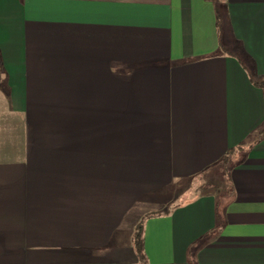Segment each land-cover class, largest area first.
<instances>
[{
    "label": "crops",
    "instance_id": "crops-1",
    "mask_svg": "<svg viewBox=\"0 0 264 264\" xmlns=\"http://www.w3.org/2000/svg\"><path fill=\"white\" fill-rule=\"evenodd\" d=\"M262 82L264 0H0V264H264Z\"/></svg>",
    "mask_w": 264,
    "mask_h": 264
},
{
    "label": "rangeland",
    "instance_id": "rangeland-1",
    "mask_svg": "<svg viewBox=\"0 0 264 264\" xmlns=\"http://www.w3.org/2000/svg\"><path fill=\"white\" fill-rule=\"evenodd\" d=\"M231 161L227 160L226 162L221 163L220 167L211 174H203L197 175L192 178L190 181H185L181 186H179V191H186L185 196L181 197L179 202H183L184 200L193 197L195 192H206L213 191L218 188H224L226 186V178H227V168L229 167ZM189 191V192H188ZM176 201V203L178 202ZM171 204V203H169Z\"/></svg>",
    "mask_w": 264,
    "mask_h": 264
},
{
    "label": "trees",
    "instance_id": "trees-1",
    "mask_svg": "<svg viewBox=\"0 0 264 264\" xmlns=\"http://www.w3.org/2000/svg\"><path fill=\"white\" fill-rule=\"evenodd\" d=\"M260 86H264V82L260 84ZM236 149H229L223 157H221L216 163L210 167V169H207L209 172H214L216 169H218L221 165V163L226 162L227 160L231 161V157L235 154ZM239 150V149H238ZM133 243L134 248L136 251V255L138 257L139 261H143L144 254H143V246H142V222L138 223L136 226L134 236H133Z\"/></svg>",
    "mask_w": 264,
    "mask_h": 264
}]
</instances>
